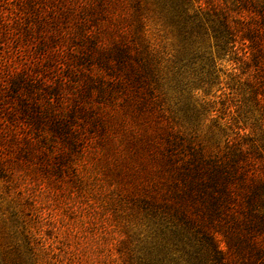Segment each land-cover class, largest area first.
<instances>
[{
    "label": "rangeland",
    "instance_id": "rangeland-1",
    "mask_svg": "<svg viewBox=\"0 0 264 264\" xmlns=\"http://www.w3.org/2000/svg\"><path fill=\"white\" fill-rule=\"evenodd\" d=\"M162 18L154 0H0V264L24 236L37 264H130L170 128L264 155L256 61ZM9 206L24 230L4 226Z\"/></svg>",
    "mask_w": 264,
    "mask_h": 264
},
{
    "label": "trees",
    "instance_id": "trees-1",
    "mask_svg": "<svg viewBox=\"0 0 264 264\" xmlns=\"http://www.w3.org/2000/svg\"><path fill=\"white\" fill-rule=\"evenodd\" d=\"M154 3L187 45L204 39L206 52L212 42L225 54L242 52L264 73V0ZM166 135L165 189L161 200H143L156 226L135 247L130 264H264V178L255 174L258 166L264 169V155L213 152L172 128ZM9 208L4 226L24 230L17 210ZM21 241L6 248L7 264H37L28 237Z\"/></svg>",
    "mask_w": 264,
    "mask_h": 264
}]
</instances>
